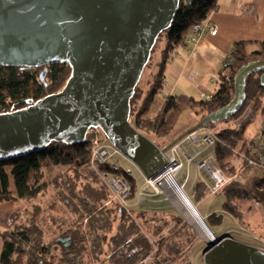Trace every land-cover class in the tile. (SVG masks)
<instances>
[{"label": "trees", "instance_id": "trees-1", "mask_svg": "<svg viewBox=\"0 0 264 264\" xmlns=\"http://www.w3.org/2000/svg\"><path fill=\"white\" fill-rule=\"evenodd\" d=\"M218 4L219 0H181L170 28L159 36L156 46L162 39L164 44L149 88L143 93L137 87L130 103L133 125L145 135L165 143L170 139L178 118L186 110H194L201 119L227 105L234 95V77L238 69L251 61L264 59V42L258 43L254 49L247 42H236L228 54V65L223 66L217 77L218 89L211 97L197 99L169 95L163 99L159 95L167 62L175 50L186 43L193 25L206 21ZM44 68H47V73L45 80L41 81L40 73ZM71 73L72 68L66 63L40 67L0 64V113L25 109L31 103L57 93ZM260 74L258 72L247 77L246 101L235 116L203 127L213 129L222 125L214 131L213 158L227 173L250 167L263 169L261 176H252L246 183L233 181L215 194L217 199L223 200L222 211L240 221L252 211L254 200L264 206V161L258 155L253 156L245 143L253 112L239 125L233 123L251 103L255 108L262 101L264 88L260 84ZM139 100L141 103L137 107ZM193 127L169 141L168 145L181 137L185 138ZM90 156L91 145L87 141L72 145L54 141L40 151L0 161V203L14 201L25 204L24 210L10 217L9 227L0 229L3 243L0 264H89L90 256L97 260L105 256L102 261L106 264H168L172 255L179 254V246L169 236H162L153 243V238L161 235L170 224L165 216L161 217L165 221L159 218L160 223L157 224L154 218L157 212L150 216L146 210H141L137 214L140 223L127 207L104 205L109 199L107 190L92 188L89 197L84 198L77 194L76 179L82 174L88 172L95 181L98 180L97 175L89 170ZM101 170H111L122 177L128 184L126 199L130 202L135 200L139 188L137 179L123 166L113 170L110 164H105ZM71 174L76 177L74 180ZM50 187L54 188L58 199L70 213L75 214V221L56 220L48 225L44 208L35 201L45 195ZM193 193L202 200L208 193V184L198 181ZM224 213L215 212L205 217L213 232V226L221 225ZM118 219L116 233L110 235ZM175 223L177 226L187 225L180 217L175 218ZM56 224L59 229L51 230ZM52 231L57 234L54 239H49ZM60 237H70L71 245L65 246L58 240ZM150 257L148 263L143 262Z\"/></svg>", "mask_w": 264, "mask_h": 264}, {"label": "water", "instance_id": "water-1", "mask_svg": "<svg viewBox=\"0 0 264 264\" xmlns=\"http://www.w3.org/2000/svg\"><path fill=\"white\" fill-rule=\"evenodd\" d=\"M181 0H0V64L40 67L66 63L72 73L57 93L25 109L0 113V161L40 151L52 142H85L100 127L114 148L146 179L169 163L163 149L131 123V100L159 36L168 30ZM261 72L264 59L241 66L230 102L191 129L235 116L246 101V79ZM47 68L40 73L45 80ZM192 206H195L189 198ZM213 241L205 264H264V251L228 235ZM71 245L70 237L58 239Z\"/></svg>", "mask_w": 264, "mask_h": 264}, {"label": "crops", "instance_id": "crops-1", "mask_svg": "<svg viewBox=\"0 0 264 264\" xmlns=\"http://www.w3.org/2000/svg\"><path fill=\"white\" fill-rule=\"evenodd\" d=\"M207 22L210 25L217 26V34H206L194 41L180 45L175 50L176 55H173L167 62L164 71L163 88L159 94L163 99L169 95L188 96L197 99L211 97L218 89L217 77L223 69L224 62L227 60L233 45L236 42H247L250 48L254 49L258 43L264 42V0H219L218 8L209 15ZM163 44L164 42L161 44L162 46L158 47L159 49L156 52V62L160 59ZM261 100L255 108H253L251 103L243 115L234 120L233 123L239 125L253 112L251 124L256 114L260 113L262 115L261 122L255 129L251 130L249 124L245 135V143L253 156L258 155L261 161H264V96ZM170 140H167V142ZM201 147L205 149V153L202 151V155L210 152L205 145H201ZM188 148L189 146L187 150ZM132 167L136 166L132 164ZM237 171L243 173L244 181L242 183H246L252 176H261L263 174V169L260 167H250ZM193 172L194 181L197 179L200 181L201 176L197 166ZM140 175H135L139 183L141 182L139 179H141L140 177L143 174ZM205 182L209 188L210 181ZM53 191H55L54 188L50 187L45 192V195L35 201V203L44 208V218L48 225H52L56 220L68 219L59 214L63 209L62 203ZM205 197L201 200L202 203ZM210 201L211 206L202 213L204 217H208L215 212L224 213L221 209L222 199H217L216 204L212 203V200ZM252 204V211H249L242 221L224 213V218L228 219V223L220 236H233L232 233L238 231L244 234H238L240 236L238 238L241 239L238 240L251 244V241L246 239L255 238L260 240L262 245L252 244L264 250V206L256 200ZM24 208L25 204L22 202L5 201L0 203V229H7L10 217L24 210ZM69 215V218L72 219L71 213ZM56 229H59L57 224L51 228V230ZM53 232L49 233L48 236L51 237ZM2 248L3 243L1 242L0 253Z\"/></svg>", "mask_w": 264, "mask_h": 264}, {"label": "rangeland", "instance_id": "rangeland-1", "mask_svg": "<svg viewBox=\"0 0 264 264\" xmlns=\"http://www.w3.org/2000/svg\"><path fill=\"white\" fill-rule=\"evenodd\" d=\"M163 42L164 41L162 39V41H160L157 44L154 55H153V59L151 60V62H149L148 66L146 67V69L143 73V76L139 82L138 87L142 90L143 93H145L147 91V89L149 88V85L151 82V77L156 70V63H157L156 62L157 60H155V59H157V57H156L157 53L156 52L159 49L158 47L162 46L161 44ZM155 53H156V55H155ZM140 103H141V100H139L138 103L136 104L137 107L140 105ZM199 118L200 117L195 114L194 110H192V109L186 110L178 118L177 123L175 125V129H174V131L170 137V139H171L170 142H172L174 139H176L178 136H180L184 131L190 129L192 126H195L197 124V122L199 121ZM261 118H262V115L260 113L255 115V117L253 118L254 121H252V123L250 124L251 130L255 129L259 125V123L261 122L260 121ZM131 122L133 124V116H131ZM221 126L222 125L215 126V127H213V129L201 128L200 130H198V133L200 136H204L208 129L216 131ZM148 137L151 140H153L156 145H158L160 147H162L167 142V140H166V142L163 143L162 140L156 139L155 137H151V136H148ZM168 142L166 145H168L170 143V142L169 143ZM201 145L200 144L195 145L191 142H186V143H184V146L178 150V152L175 156L178 155L177 157H179L180 161H182L184 164H183L182 170L179 169L177 175H175L176 177H174V178L179 185L183 186V183L185 182L186 176L188 174L189 177H188V180L185 183V186L183 187V189L186 192V194L188 195V197L192 198V200L196 204L195 207L197 208V210L200 213H204L205 210H207L206 208H209L211 206L210 200H212V203H215V204L217 203V199L215 198L217 195H213L214 196L213 197L210 194V190L208 188V193H207L205 199L203 200V203L201 200H199L197 197L194 196L193 188L195 186V183L198 181V179L194 181L193 170L197 166V161H198L197 159L198 158L193 160L191 162V164H188L187 163V157H185V156H188V154L192 155L194 147L198 151H201V152L203 151V153H205V149H203V147H201ZM188 146H189V148L187 150ZM172 148L173 147L170 148L171 150L169 149L171 151V153L173 150ZM92 154H93V151H92V147H91L90 161H91ZM113 160L116 162H120L121 165L125 169H128V170L131 169L130 173L129 172L128 173L131 175L133 174L132 176H134V177H135V175L141 176L140 175V174H142L141 171L137 167H132L133 163L131 161H129L128 159H126L121 154H116ZM90 161H89V170H91L93 173H95L97 175L98 180L95 181L94 177H92V175H90V173H88V172L82 174L79 179H76V190L78 192L77 194H79V196L81 198L89 197V195H90L89 190H91L92 188L97 189V190L104 189V190L108 191V196H109L108 201H106L104 205L109 206V207H114V205L120 204L125 208L127 207L128 208L127 210L130 211L131 215L134 218H136L137 221L140 223H141V221L137 217V214L141 210H146L150 216L153 213L157 212V213H155V216H154L157 224L159 222V218L161 221L162 220L161 217L165 216V220L169 221L170 224L163 230L161 235H158L155 238H153V243H155V240H157L158 238H160L162 236H169V238H171L172 241L176 242V244L179 246V249H180L179 254L177 256L172 255L170 257V261L168 264H205L204 263V254H205L207 247L209 246V242H207V240L205 238H203L199 235L197 230L193 227V225L182 214V212L178 208L177 204L174 202L172 197L168 194L167 190L164 188V186L161 183L158 182V183H156L155 186H152L148 181L149 179H146L144 177V175H142V177H140L141 179H139L141 182L140 183L138 182L139 188H138L136 198L133 202H130L126 199L127 196L122 197L118 192L114 191V188L110 184L109 179L106 180L103 178V172L104 171L101 170L102 166L92 167ZM10 170H11V168L9 167L8 171L10 172ZM71 176L73 177V174H71ZM74 178H76V177H73V180H74ZM201 181H204V182L208 181L209 182L207 177H204L203 179L201 178ZM53 193H56V192L53 191ZM209 196H212V197H209ZM205 203H207V205H205ZM62 208H63L62 212H60L59 214L62 217H67L68 222L75 221V218H76L75 214L74 215L71 214L72 219H70L69 218L70 217V215H69L70 211L63 203H62ZM177 217L182 218L184 220V222L187 223V225L185 226L182 224V225L177 226L175 223V218H177ZM165 220H162V221H165ZM256 222H258V221H256ZM85 223H86V220H85L84 224ZM118 223H119V219L114 222V228H113L110 235H113L116 233V228H117ZM227 223H228V219L224 218L223 221L221 222V225L213 226V230H214L213 234L216 235L217 237H220L221 233L223 232V229L227 226ZM66 228H67V226H66ZM66 228H63L62 230H65ZM56 234H52L49 239H51V238L54 239V236H56ZM238 234L244 235L241 232L235 231L232 233V235H233L232 237L234 239L238 240V239H240V238H238V237H240V236H238ZM148 235H150V234H148ZM246 240L251 241L250 242L251 245H253L252 243H255V245H257V244L262 245L260 243V240H257V239L252 238V237L247 238ZM1 242H2V240L0 239V250H1ZM104 259H105V256L101 257L99 260H97L93 256H90L89 257V260H90L89 264H106L105 261H102ZM150 259H151V257L146 258L143 262L146 263Z\"/></svg>", "mask_w": 264, "mask_h": 264}, {"label": "built area", "instance_id": "built-area-1", "mask_svg": "<svg viewBox=\"0 0 264 264\" xmlns=\"http://www.w3.org/2000/svg\"><path fill=\"white\" fill-rule=\"evenodd\" d=\"M208 20V19H207ZM204 21L202 23H196L193 25L189 35L187 36L185 42H191L196 40L197 38L204 36L206 34L215 35L217 34V26L210 25L208 22ZM176 55V52L173 53ZM228 65V61L224 62V66ZM205 98V97H204ZM131 120V118H130ZM132 123V122H131ZM85 141L89 142L92 147V157H91V165L92 167L104 166L105 164H110L113 170H118L122 167L120 162L114 161V157L116 154H120L111 142L108 140L107 136L103 132L100 127H93L88 130ZM191 142L195 145H205L207 149H209V153L206 155H202L201 151H198L195 147L193 148L192 155L188 154L187 163L191 164L195 158H198L197 168L200 172V176L203 179L207 177L210 181V194L214 195L217 192L221 191V189L231 183L233 181H244L243 173L240 171L234 173H227L222 167H220L217 162L214 160V150L213 146L215 144V134L214 130L208 129L204 136H200L198 131L191 132L185 138L177 142L174 146H172L173 150L171 153V149L167 152H164L165 157L168 160V167H175L177 169L176 175L183 168V162L180 161V158L175 156L179 149L184 146V143ZM165 146L160 147L163 149ZM170 153V154H169ZM172 154V155H171ZM127 172L130 173V170L126 169ZM176 177V176H175ZM188 174L186 176L185 182L183 183V187L188 180ZM103 178L110 181V184L113 186L114 191L118 192L122 197H125L128 194V184L127 182L115 174L114 171H104ZM228 238H233L231 235H228ZM234 239V238H233ZM262 250V249H261ZM264 251V250H263Z\"/></svg>", "mask_w": 264, "mask_h": 264}, {"label": "bare ground", "instance_id": "bare-ground-1", "mask_svg": "<svg viewBox=\"0 0 264 264\" xmlns=\"http://www.w3.org/2000/svg\"><path fill=\"white\" fill-rule=\"evenodd\" d=\"M176 171L177 169L175 167H168L160 176L154 179H149L148 181L152 186H155L158 182L161 183L167 190L168 194L172 197L174 202L177 204L182 214L193 225L199 235L205 238L207 242L211 243L213 241L211 233L205 226L202 218L196 212L195 209L197 208L192 206L188 195L183 189V186L179 185L174 178Z\"/></svg>", "mask_w": 264, "mask_h": 264}]
</instances>
